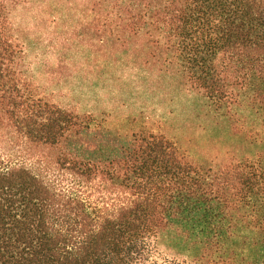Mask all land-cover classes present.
I'll return each mask as SVG.
<instances>
[{"label":"trees","instance_id":"16d2710c","mask_svg":"<svg viewBox=\"0 0 264 264\" xmlns=\"http://www.w3.org/2000/svg\"><path fill=\"white\" fill-rule=\"evenodd\" d=\"M27 1L0 0V264H264V0H87L97 31L250 119L260 149L217 168L38 95L10 17Z\"/></svg>","mask_w":264,"mask_h":264},{"label":"rangeland","instance_id":"374dc122","mask_svg":"<svg viewBox=\"0 0 264 264\" xmlns=\"http://www.w3.org/2000/svg\"><path fill=\"white\" fill-rule=\"evenodd\" d=\"M10 17L21 74L43 98L91 113L124 135L162 133L204 167L260 149L249 118L216 110L140 40L97 31L100 18L87 0H29L10 8Z\"/></svg>","mask_w":264,"mask_h":264}]
</instances>
